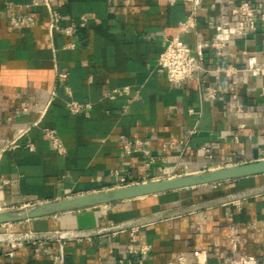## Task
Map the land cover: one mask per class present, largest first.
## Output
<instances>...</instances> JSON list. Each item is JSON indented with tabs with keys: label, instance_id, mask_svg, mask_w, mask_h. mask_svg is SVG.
Masks as SVG:
<instances>
[{
	"label": "crops",
	"instance_id": "obj_1",
	"mask_svg": "<svg viewBox=\"0 0 264 264\" xmlns=\"http://www.w3.org/2000/svg\"><path fill=\"white\" fill-rule=\"evenodd\" d=\"M238 1L52 0L61 15L59 25L73 26L66 36L50 33L42 0H0V149L18 145L0 153V211L263 158L264 77L217 68L231 64L241 70L250 57L264 65V25L244 39L232 37L222 56L205 46L216 36L220 16L228 17ZM250 1L264 12V0ZM193 8L195 29L181 39L192 52L202 45L203 69L195 79L171 84L156 61ZM22 15L33 20L32 27L11 24L12 17ZM69 43L75 46L65 48ZM57 71L66 79L56 81ZM124 87L128 95L114 92ZM208 87L222 90L210 99ZM69 101L90 107L73 115ZM22 103L28 112L20 109ZM46 128L55 131L65 153L52 149ZM136 139L148 154L126 152V142ZM258 178L264 181L255 176L175 191L171 201L167 193L145 198L155 200L154 212L146 211L145 204L134 207V201L103 206L98 225L249 189L259 185ZM202 188L225 191L184 203L183 193ZM115 214L120 216L112 218ZM73 215L12 223L9 233L73 230ZM230 225L244 239L238 254L264 256V194L138 227L135 244L150 246L145 264H167L178 254L193 262L198 251H206L207 264H225L219 255H230ZM128 238L129 230L48 240L38 252L34 241L21 242L11 256L6 243H0V264H50L54 253L66 264H138L126 252Z\"/></svg>",
	"mask_w": 264,
	"mask_h": 264
},
{
	"label": "built area",
	"instance_id": "obj_2",
	"mask_svg": "<svg viewBox=\"0 0 264 264\" xmlns=\"http://www.w3.org/2000/svg\"><path fill=\"white\" fill-rule=\"evenodd\" d=\"M191 1L193 5H197L199 0H184ZM37 4V3H34ZM44 6L49 13V31L60 32L63 35L69 36L73 32V26L62 27L59 25L61 19L60 13L53 7L52 0H42L40 3ZM195 7V6H194ZM85 21V19H83ZM11 24L19 29L32 27L34 22L26 15L15 16L10 20ZM260 25H264V12H258L256 5L250 0H239L235 5H233L229 10V16L226 17L221 15L217 26L216 36L209 42L205 43V46L209 48L211 52L216 56H222L227 51L228 44L232 37L246 38L253 32H256ZM196 19L194 17V8L192 14H190L185 20L179 23L178 33L167 40V44L163 51L159 54L157 58V66L163 69L166 73L167 79L171 84H180L186 81H190L199 76L201 70L203 69L204 54L202 51V45H198L195 52H192L190 47L181 39V35L187 32H191L195 29ZM75 45L69 43L65 48H73ZM218 72H230L236 73L238 71H243L254 76L264 77V65L258 64L254 57L247 59L246 67L244 69L238 70L233 65L229 64L226 66H221L217 68ZM67 74L63 72H56V81H62L66 79ZM220 87H208L206 91V97L213 99L218 91H221ZM66 91L69 93V89ZM115 93L121 95H128L129 88L124 87L122 89H115ZM55 93H52L54 96ZM82 107L89 108V104H80L74 101H69L67 103V108L69 112L73 115L78 114ZM20 109L23 112H28V108L25 103L21 104ZM238 111H242V105L237 106ZM45 109L40 111L39 119L43 116ZM34 122L33 125H36ZM44 135L47 137L50 145L54 151L58 154L65 153V148L56 135L55 131L51 129H43ZM123 138V137H122ZM18 145L16 143H11L5 148H16ZM30 149L33 148L32 145L28 144ZM3 149H0V153ZM126 152H141L142 154H148L145 150L143 142L139 139L134 141L126 142ZM124 179H121L123 182ZM12 223L2 224L1 229L2 234L10 235L9 229ZM136 228L129 230V238L126 245V252L130 255L136 256L138 264H145V258L150 250L149 245H139L136 243ZM227 239L230 245V255H225L221 253L219 258L225 264H264V256L255 257L252 255L238 254L239 246L244 242V239L240 237L238 228L234 225H230L227 229ZM3 244V243H1ZM0 244V246H1ZM38 247L35 251H40V247L45 245L44 241H34ZM10 251L7 253L9 256L13 255V250L21 245V242L6 243ZM264 245V237H263ZM1 261V260H0ZM50 264H66L59 253H54L50 255ZM167 264H207V253L206 251H198L194 255V261L189 262L187 257L183 254H178L173 260L169 261Z\"/></svg>",
	"mask_w": 264,
	"mask_h": 264
},
{
	"label": "water",
	"instance_id": "obj_3",
	"mask_svg": "<svg viewBox=\"0 0 264 264\" xmlns=\"http://www.w3.org/2000/svg\"><path fill=\"white\" fill-rule=\"evenodd\" d=\"M255 176H263L264 178V157H256L255 161L241 165L201 171L158 181L142 182L109 191L80 195L63 200H55L28 207L0 211V226L2 224L16 223L57 214L73 213L72 221L75 227L73 230L54 232L10 235L0 233V243L90 238L127 231L187 213L204 210L257 195H263L264 184L186 206L141 216L107 227H99L98 225L97 214L101 211V208L115 203L137 201L169 192Z\"/></svg>",
	"mask_w": 264,
	"mask_h": 264
},
{
	"label": "rangeland",
	"instance_id": "obj_4",
	"mask_svg": "<svg viewBox=\"0 0 264 264\" xmlns=\"http://www.w3.org/2000/svg\"><path fill=\"white\" fill-rule=\"evenodd\" d=\"M258 181H259V185H261V184H264V181H263V179H261V178H258ZM225 191V189L224 188H222V189H209V188H202V189H196V190H194V191H187V192H185V193H183L182 194V196H184V203L186 202V203H191V202H194V201H196V200H201V199H205V198H208V197H212V196H215V195H217L218 193H220V192H224ZM150 199H152V198H150ZM131 203H133L134 205V207H137V206H143V204H145V205H148L147 206V209H145L146 211H148V212H154L155 211V208L157 209L158 207L157 206H155V200H147V199H145V200H139V201H135V202H131ZM132 205V204H131ZM151 209H154V210H151ZM3 232V230L2 229H0V233H2Z\"/></svg>",
	"mask_w": 264,
	"mask_h": 264
},
{
	"label": "trees",
	"instance_id": "obj_5",
	"mask_svg": "<svg viewBox=\"0 0 264 264\" xmlns=\"http://www.w3.org/2000/svg\"><path fill=\"white\" fill-rule=\"evenodd\" d=\"M167 197H170V198H168L169 199V201H171V200H175L176 199V197H177V193H167V195H166ZM135 202V201H134ZM120 215H118V214H115V215H111V217L112 218H116V217H119Z\"/></svg>",
	"mask_w": 264,
	"mask_h": 264
}]
</instances>
